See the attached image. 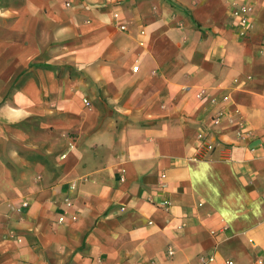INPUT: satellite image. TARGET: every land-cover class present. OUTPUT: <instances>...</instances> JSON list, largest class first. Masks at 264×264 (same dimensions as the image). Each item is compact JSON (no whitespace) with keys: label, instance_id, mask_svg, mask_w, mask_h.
I'll return each instance as SVG.
<instances>
[{"label":"crops","instance_id":"crops-1","mask_svg":"<svg viewBox=\"0 0 264 264\" xmlns=\"http://www.w3.org/2000/svg\"><path fill=\"white\" fill-rule=\"evenodd\" d=\"M250 1L0 0V264H264Z\"/></svg>","mask_w":264,"mask_h":264},{"label":"built area","instance_id":"built-area-1","mask_svg":"<svg viewBox=\"0 0 264 264\" xmlns=\"http://www.w3.org/2000/svg\"><path fill=\"white\" fill-rule=\"evenodd\" d=\"M230 6V16L236 22L237 27L239 29V34L244 35L249 29L252 28V14H253V3L250 0H227ZM120 29H124L125 26L123 24L119 25ZM136 66L134 67V69ZM86 101V100H85ZM87 102V101H86ZM223 116L222 112H217L215 116L212 118V122L217 124L221 117ZM242 129L238 132L240 134ZM197 141L200 147L205 149H211L212 144L207 140L206 133L204 130H199L197 133ZM253 150V148H252ZM74 188V185H71ZM59 220H63V216L59 217ZM172 252L169 251V254ZM212 257H209L207 260L205 258H201V262H206L212 260Z\"/></svg>","mask_w":264,"mask_h":264}]
</instances>
